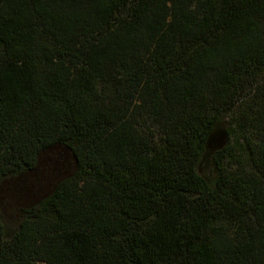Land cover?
Masks as SVG:
<instances>
[{"label":"trees","instance_id":"1","mask_svg":"<svg viewBox=\"0 0 264 264\" xmlns=\"http://www.w3.org/2000/svg\"><path fill=\"white\" fill-rule=\"evenodd\" d=\"M39 263L264 264V0H0V264Z\"/></svg>","mask_w":264,"mask_h":264},{"label":"rangeland","instance_id":"2","mask_svg":"<svg viewBox=\"0 0 264 264\" xmlns=\"http://www.w3.org/2000/svg\"><path fill=\"white\" fill-rule=\"evenodd\" d=\"M249 88H248V86H247V89H246V96H247V98H248V95H249V90H248ZM241 101L242 102H244L245 101V98H242L241 99ZM240 106V105H239ZM240 109L241 108H238V109H236V113H238L239 111H240ZM224 118H225V120L226 121H233L234 120V115H232V114H230V113H228V114H225L224 115ZM138 123H142V124H144L145 125V127L148 129V130H150L151 132H154V138H153V140L155 141V142H157L158 141V131H157V129H156V127H155V123H154V121H151V120H149V119H147V118H145V117H143V118H140L139 120H138ZM11 211L9 210V211H7L6 210V215H10L11 213H10ZM8 220L10 221V223L12 224V219H11V217L9 216L8 217ZM39 264H41V263H39Z\"/></svg>","mask_w":264,"mask_h":264}]
</instances>
